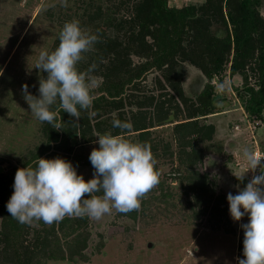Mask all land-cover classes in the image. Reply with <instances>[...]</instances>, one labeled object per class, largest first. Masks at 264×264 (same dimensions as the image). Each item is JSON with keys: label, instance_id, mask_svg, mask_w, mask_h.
I'll list each match as a JSON object with an SVG mask.
<instances>
[{"label": "rangeland", "instance_id": "1", "mask_svg": "<svg viewBox=\"0 0 264 264\" xmlns=\"http://www.w3.org/2000/svg\"><path fill=\"white\" fill-rule=\"evenodd\" d=\"M143 1L67 0L68 6L63 7V0H0L3 172L10 173L13 167H19L17 164H25L35 156L28 152L35 144L28 132H54L49 124L43 128L44 123L31 113L22 88L27 84L29 92L39 95L40 76L46 78L47 73L30 69L29 63L34 65L42 50L53 51L64 24L72 20L86 31H99L101 42L85 54L86 60L78 67L84 70L97 63L95 74L103 80L94 91L91 111L95 115L82 111L76 127L86 132L89 128L102 131L115 113L118 119L133 125L130 132L124 133L126 138L151 145L162 172L159 184L142 200L139 211L124 214L113 209L101 220L83 217L77 220L79 223L70 221L64 227L60 226L62 221L20 224L12 217L11 223L0 224L5 230L0 234L5 237L0 238V264H238L234 258L243 251H238L237 234L241 231L243 241L240 225L248 223L249 217L238 222L232 219L227 194H237L236 185L245 187L253 176L249 171L241 184L232 173V169L241 171L246 167L242 149L251 147L264 155V120L249 115L237 97L235 88L242 85L244 77L230 74L231 52L221 71L210 78L180 49L177 54L182 59L175 56L176 64L164 61L161 66L152 65L153 36L147 31L149 26L137 32L140 27L134 19L135 7ZM204 2L168 0L170 6L176 7L201 6ZM234 5L240 10L239 4ZM227 6L226 0H217L210 8L209 14L215 15H210L212 33L225 34L215 18L220 8L225 13ZM257 9L264 16V1ZM187 40L196 42L192 47L198 48V41L190 37ZM197 59L202 65L212 66L207 58ZM114 65L116 68L111 70ZM249 73L245 78L254 85L255 75ZM178 79L181 94L169 84ZM118 80H125L122 93L108 92L106 88ZM224 81L230 82V92L217 96L218 104L212 100L220 110L201 114L202 101L208 100L206 95L212 94L213 99L215 86ZM123 99L122 106L113 101ZM57 112L63 124L73 119L67 112ZM201 125H212L213 130L199 137L202 133L196 127ZM140 127L149 130H135ZM116 129L113 134H121ZM77 133L86 141L93 137ZM83 139H76L73 146ZM2 194L0 191V209L7 215ZM73 231L74 235L66 239ZM188 250L196 258L187 254Z\"/></svg>", "mask_w": 264, "mask_h": 264}, {"label": "clouds", "instance_id": "2", "mask_svg": "<svg viewBox=\"0 0 264 264\" xmlns=\"http://www.w3.org/2000/svg\"><path fill=\"white\" fill-rule=\"evenodd\" d=\"M61 6L67 7V0ZM100 42L99 31H86L78 21L72 20L60 31L58 46L51 52L42 50L35 64L29 63L30 69L47 73L46 78L40 76L38 96L28 91L27 84L22 88L31 113L41 123L58 131L64 129L57 109L67 112L74 124L79 123L82 111L95 115L91 111L94 91L103 83L95 74L98 64L84 70L78 65ZM230 90L228 81L216 85L214 104H218L217 96ZM112 126L120 129L121 134L108 131L95 135L99 147L93 148L89 156L94 169L90 180L78 174L71 161L59 156L39 158L35 167L19 168L14 192L7 203L10 216L20 224L33 221L53 224L65 217L101 220L113 209L124 214L139 211L142 200L159 184L162 172L150 144L132 142L125 137L124 133L133 128L130 121H121L113 113ZM242 156L246 167L236 171L229 166L233 175L241 184L249 171L253 176L245 187L236 185L237 194H227L232 219L238 222L249 217L248 223L240 225L244 231V258L237 260L238 264H264V156L251 147H244Z\"/></svg>", "mask_w": 264, "mask_h": 264}, {"label": "trees", "instance_id": "3", "mask_svg": "<svg viewBox=\"0 0 264 264\" xmlns=\"http://www.w3.org/2000/svg\"><path fill=\"white\" fill-rule=\"evenodd\" d=\"M216 1L205 0L201 6L185 4L181 7H176L170 6L168 0H144L135 7L134 19L140 27L137 32L140 31L141 27L149 26L147 31L153 36L154 41L152 65L161 66L164 61L170 62L171 65L176 64L175 56H179L177 53L178 49H180V52L182 51L187 55L191 63L200 68L209 78L214 72L221 71L231 52L230 74H240L244 77L242 85L235 88L237 97L241 100L244 110L249 115L257 116L264 120V16L257 9L260 6V2L263 3L264 0H226L228 6L225 13L220 8L219 14H216L217 18H215L218 19L225 30L223 36L211 32L213 17H210V15L214 14H209V11ZM218 1L222 2L223 0ZM235 3L240 5V10L236 8L237 6L235 7ZM234 9H237V14ZM130 21L132 22V20ZM123 22L125 21L118 23L120 24L119 27H121ZM131 34L134 35V33ZM189 37L194 41H198L197 50L192 47L196 42L188 41ZM200 57L202 59L207 58L212 63V66L207 67L204 64H200L197 61V58L200 60ZM111 68V70H114L113 68H116V65ZM249 72L255 75L254 85L250 84L245 78ZM129 80L126 81L128 82ZM124 83L125 80L114 82L106 90L118 95V93H122ZM169 84L174 91L181 94L179 79L174 82L170 80ZM211 95L208 93L205 97L208 100L202 101L204 108L199 111L203 115L220 110L213 105ZM113 101L120 106L124 103V99ZM66 122L67 124H63L64 129L58 131L54 128V132H76L77 130L85 132L81 127L77 128L71 119H67ZM193 123L191 122V124ZM46 125L47 123H44L43 128ZM110 127L112 132H117V129L113 128L112 123ZM196 128L197 132L202 133H197L199 137H202L205 131L211 132L213 130L212 125L206 127L201 125ZM138 129H144V127L136 128L135 130ZM204 137H206L205 134ZM18 169L19 167L17 166L13 167L8 174L5 172L0 173V191L3 192L1 202L5 207H7V203L13 194L14 179ZM3 213V209H0V217H2L0 224L11 223L12 217L10 214H7V216ZM77 220H80V218L65 217L60 226L62 227L70 221L75 222ZM77 222L79 223V221ZM3 231L5 230L1 226L0 234ZM74 231L72 232L73 234L67 235L66 239L73 236ZM240 232L238 236V251L242 252L243 241L240 240ZM2 237L0 236V238ZM240 254L243 256L242 253Z\"/></svg>", "mask_w": 264, "mask_h": 264}, {"label": "crops", "instance_id": "4", "mask_svg": "<svg viewBox=\"0 0 264 264\" xmlns=\"http://www.w3.org/2000/svg\"><path fill=\"white\" fill-rule=\"evenodd\" d=\"M106 122L107 123H104L106 124V128L103 127L102 131L99 130L97 132L98 129L96 130L91 128H89L90 131L87 132L85 131L86 135L89 134V136H93L90 137L88 141L82 138L84 137L83 135L78 133L76 134V132H28L29 134L28 137L32 136L35 142V144L33 143L31 150H29L28 152L34 154L35 156H33L30 161H26L25 164L20 163L17 165H19V168H25L28 165L35 167L39 158L52 159L59 156L65 158L68 161H71L72 164L77 168L78 174H82L86 180H90L94 176V169L89 160V156L93 148L99 147V144L95 143V141H97L98 139L97 137H95V135L104 134L105 132L112 131L110 127L112 121H106ZM141 130L142 132H146L149 129L148 130L141 129ZM132 132H141V131L133 130ZM72 136L75 137L74 140L71 138ZM79 138L83 140L79 141L78 144L73 146L74 141L76 139L78 140ZM66 142L68 143L67 148L65 147ZM40 147H43L45 149H40ZM4 171H6L5 166H4ZM238 236L239 234H237V241H238ZM188 251L190 252H187V254H189L190 256L194 255V257L196 258L195 254L191 252L192 250H188ZM237 257L244 258L243 256H241V254L238 253V255H236L234 258L235 261H238Z\"/></svg>", "mask_w": 264, "mask_h": 264}, {"label": "water", "instance_id": "5", "mask_svg": "<svg viewBox=\"0 0 264 264\" xmlns=\"http://www.w3.org/2000/svg\"><path fill=\"white\" fill-rule=\"evenodd\" d=\"M172 116L170 115L169 118H171ZM73 140L75 139L74 136L71 137ZM4 171V166L2 164H0V173H2Z\"/></svg>", "mask_w": 264, "mask_h": 264}, {"label": "built area", "instance_id": "6", "mask_svg": "<svg viewBox=\"0 0 264 264\" xmlns=\"http://www.w3.org/2000/svg\"><path fill=\"white\" fill-rule=\"evenodd\" d=\"M258 155L264 156L262 153H260L258 150H255Z\"/></svg>", "mask_w": 264, "mask_h": 264}]
</instances>
